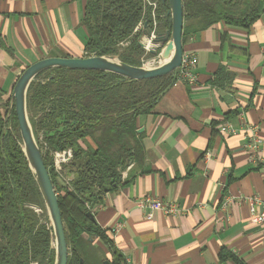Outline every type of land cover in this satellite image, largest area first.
<instances>
[{
	"label": "crops",
	"instance_id": "1",
	"mask_svg": "<svg viewBox=\"0 0 264 264\" xmlns=\"http://www.w3.org/2000/svg\"><path fill=\"white\" fill-rule=\"evenodd\" d=\"M85 5L0 0V108L32 63L85 58ZM182 47L197 58L195 84L175 83L137 118L141 167L130 166L91 212L127 264H264L262 230L248 206L250 198H264V11L249 28L217 23ZM219 69L233 76L230 83H213ZM223 125L234 132L220 133ZM81 146L93 150L89 139ZM145 196L181 211L149 219L137 206Z\"/></svg>",
	"mask_w": 264,
	"mask_h": 264
},
{
	"label": "trees",
	"instance_id": "2",
	"mask_svg": "<svg viewBox=\"0 0 264 264\" xmlns=\"http://www.w3.org/2000/svg\"><path fill=\"white\" fill-rule=\"evenodd\" d=\"M147 2L156 4L155 33L169 31L167 0H86L85 58L113 55L140 67L156 57L159 51L146 53L141 47L138 25L147 22L152 29V7ZM182 5V44L217 23L249 28L264 11V0H182ZM222 77L227 83L233 78L219 69L213 83L218 85ZM121 80L101 71L54 68L37 75L26 93L28 120L57 194L67 264L79 263L77 246L87 239L101 242L107 252L104 261L127 264L87 213L103 194L117 188L130 166L141 167L144 154L136 120L153 111L177 77L172 72L142 81ZM8 108L7 103L0 108V264H54L45 206L21 149L14 107L7 118ZM85 139L93 143L92 151L81 146ZM67 149L72 159L64 175H73L70 188L60 184L52 169V154Z\"/></svg>",
	"mask_w": 264,
	"mask_h": 264
},
{
	"label": "water",
	"instance_id": "3",
	"mask_svg": "<svg viewBox=\"0 0 264 264\" xmlns=\"http://www.w3.org/2000/svg\"><path fill=\"white\" fill-rule=\"evenodd\" d=\"M167 2L169 9L166 16L170 18L171 28L169 31L155 33L152 36L148 23H144L142 36L150 42V52L155 53L159 51V53L156 57L146 60L140 67L124 64L113 55L87 58L48 57L27 66L13 86L7 118L13 106L21 140V149L38 186L48 217L52 235L51 248L55 253L54 264H67L68 246L58 207L57 194L49 178L42 154L28 120L26 111V93L28 87L37 75L54 68L112 73L121 77V81H142L159 78L172 72L177 74L183 55V5L182 0H167ZM144 39L141 42L142 48L145 44ZM169 50L170 54L166 56V52ZM137 132L139 133L141 130H137ZM67 178L71 181L73 180V175L67 173ZM34 209L36 210L37 208L34 207ZM87 217L91 221H95L92 213H87ZM89 240L92 241L91 239ZM82 262L80 260L78 264H82ZM104 264L109 263L105 261Z\"/></svg>",
	"mask_w": 264,
	"mask_h": 264
},
{
	"label": "built area",
	"instance_id": "4",
	"mask_svg": "<svg viewBox=\"0 0 264 264\" xmlns=\"http://www.w3.org/2000/svg\"><path fill=\"white\" fill-rule=\"evenodd\" d=\"M152 7V29L151 34H155L156 22L154 18L153 11L156 7L155 3H148ZM139 29H143V25L140 23L138 25ZM143 36L141 38L142 42ZM144 50L149 52L151 49L150 42L148 41L147 45L144 44ZM197 58L195 54L191 52L183 53L181 58V64L178 68L176 77L177 82H186L189 85H193L196 82V75L194 70L196 68ZM222 134H231L234 132V129L228 125H223L219 129ZM257 140L252 139V142L249 143L250 148L257 147ZM72 151L70 149L63 150L60 152H54L52 154V169L56 174L60 184L66 188H70V180L64 175V167L71 161ZM137 206L140 209H147V217L150 219L153 212H161L165 215H177L181 210L177 203L163 202L154 197L145 196L139 199ZM250 221L259 226L262 230V236L264 240V198L252 197L248 200ZM38 211V210H35Z\"/></svg>",
	"mask_w": 264,
	"mask_h": 264
},
{
	"label": "rangeland",
	"instance_id": "5",
	"mask_svg": "<svg viewBox=\"0 0 264 264\" xmlns=\"http://www.w3.org/2000/svg\"><path fill=\"white\" fill-rule=\"evenodd\" d=\"M170 51V50H169ZM169 51L166 53L168 54ZM150 52V51H149ZM38 210V209H36ZM88 242H81L77 249L81 252V260H83L84 264H104L103 252L104 250L96 244V242H92L87 239Z\"/></svg>",
	"mask_w": 264,
	"mask_h": 264
},
{
	"label": "bare ground",
	"instance_id": "6",
	"mask_svg": "<svg viewBox=\"0 0 264 264\" xmlns=\"http://www.w3.org/2000/svg\"><path fill=\"white\" fill-rule=\"evenodd\" d=\"M169 54H170V51H169V53L166 56H168Z\"/></svg>",
	"mask_w": 264,
	"mask_h": 264
}]
</instances>
